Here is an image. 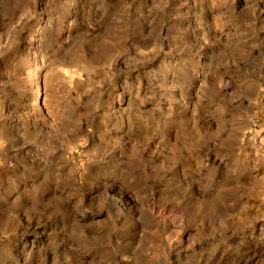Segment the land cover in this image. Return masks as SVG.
Segmentation results:
<instances>
[{"label": "rangeland", "instance_id": "rangeland-1", "mask_svg": "<svg viewBox=\"0 0 264 264\" xmlns=\"http://www.w3.org/2000/svg\"><path fill=\"white\" fill-rule=\"evenodd\" d=\"M1 47L0 264H264V0H0ZM164 200L182 207L153 223Z\"/></svg>", "mask_w": 264, "mask_h": 264}, {"label": "bare ground", "instance_id": "bare-ground-1", "mask_svg": "<svg viewBox=\"0 0 264 264\" xmlns=\"http://www.w3.org/2000/svg\"><path fill=\"white\" fill-rule=\"evenodd\" d=\"M41 32H42V28L40 27L37 31H35V33H33V35H32V33L30 31H26V33H21V31H19L18 33H15L16 34V38H15V41H16L15 44H16V46H23V41L25 40V38L27 36H29V35H32V38L30 39L29 42H27V44L25 46L28 49L34 48V46H35V43H34L35 37L40 36L41 34H43ZM1 45H2V43H1ZM0 49H2V50H0V60H1L3 54L5 53L6 50L3 49V47H1ZM36 60L37 59L35 57V54H29V56L27 57V59L26 60H23L19 64L18 69L16 70L17 74H16V77H15V80H14L15 83L17 84L18 88L19 89H22L21 98H22V100L24 102L27 103L28 106L26 108L28 109V112L31 115L30 117L34 121L35 120L38 121V117L43 113V110H42V106H43V96L48 94V92L50 90V84H51V80H49V78H47V76L45 75L44 70L42 69L43 67L41 68L38 65V63H37ZM58 66L59 67L56 70L57 76L63 77L65 79H67L69 82H72L75 79V77H76V71H74L71 68V66L67 65V63H66V61L64 59H62V61L58 63ZM2 78H3V75L0 74V82H1ZM203 79H204V77L201 76L198 79L199 80L198 82H201L202 83ZM41 89H42V92H40ZM120 102L121 101H119V102L118 101H114V99H113L112 102H110V103L107 104V106H108V108L110 107V109L115 110L117 108H121L120 107V104H119ZM115 112L116 111H114V113ZM40 149H41V147H38L36 149L35 155H34V158L35 159H38L39 158V156H40ZM118 151H119V149H118ZM185 159H187V158H185ZM208 162L210 164H215V160H213L211 158L208 160ZM117 163L114 160L109 162V166L112 168V171L113 172H117L119 170V168L122 166V164L120 165V164H117ZM121 170H123V169H121ZM246 170H247V168H246ZM113 172H112V174H113ZM97 175H98V171L95 170L94 168L91 169V170H89V172L87 174L88 178H90V179L91 178H94ZM125 198L128 199L129 196L125 194L122 198H120V200L118 199L119 200V201H117L118 204L117 203H113V204H115V206H117L118 211H122L123 210L122 205H123V202H124L123 200H125ZM149 201H150V199H149ZM182 203L179 200L176 201V202H175V200H172L171 202H167V200H164L159 205V207H160V214L159 215H157V213L156 214L153 213V210H151V211L148 210V213L150 214V217H151L150 219L153 220L152 222L153 223H156V224H166L165 214L166 215L167 214H170L171 215V220L174 221L176 219V217L174 216V214H172L174 212V210H173L174 207L173 206L176 205L177 207L178 206L179 207H182ZM155 208H156V206H155ZM176 210H177V208H176ZM238 216H239L240 220L247 221L248 219L251 218L252 213L244 212V213H242V214H240ZM177 220H179V219H177ZM188 236H189V233L183 232L182 236L178 238V241L179 242L177 244L174 243L175 245H172V246L167 247L166 252H168L169 255L178 254V253L180 254L182 252L181 250H182V248L184 246L183 244H184V242H186V239H187ZM253 247H255V246L253 245ZM255 254H257V250L256 249H253V251L246 250V256H243V257H240V258H236L232 262H233V264H254L255 263ZM229 262H230V260L224 261L225 264H228Z\"/></svg>", "mask_w": 264, "mask_h": 264}]
</instances>
